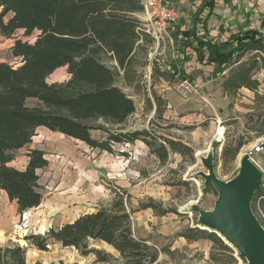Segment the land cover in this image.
<instances>
[{"label":"rangeland","instance_id":"obj_1","mask_svg":"<svg viewBox=\"0 0 264 264\" xmlns=\"http://www.w3.org/2000/svg\"><path fill=\"white\" fill-rule=\"evenodd\" d=\"M142 12L139 15L142 16ZM7 17L3 19L6 21ZM136 32L137 39L147 36L145 32ZM36 35L35 32L25 34L22 30H16L9 37L0 34V62L19 66L20 59L14 57L10 49L12 44L16 39L33 42ZM145 37L137 44L130 68L123 72L116 67L117 85L129 96L134 95L135 106L140 107V99H144L141 105L146 113L145 116L131 115L121 125V130H149L178 140L191 151H170L167 159L161 162L139 140L112 144L113 152L100 151L73 137L42 126L38 128L27 145L12 150L13 159L7 165L24 168L27 152L32 148L45 153L47 165L37 170L41 203L18 213L16 202L0 194V246L20 245L24 249L25 264H92L95 259L92 253L83 256L76 248L54 242L47 249L39 250L24 237L43 235L49 227L56 228L82 214L94 212L107 205L114 192L120 189L130 196L127 211L131 213L133 236L144 239L158 250V259L153 264L245 263L228 244L229 250H223L219 242L211 239L192 240L180 234L200 225L198 212L192 207L199 205L209 210L217 197L212 185L204 186L200 176V172H206L201 158L208 145L212 149V163L218 179H231L245 153H251L252 163L264 171V147L255 150L264 142V70L259 67L252 71L256 88L251 91L240 88L236 93H227L222 81L237 63L226 65L219 72L208 64H199L193 54L184 59L186 53L175 52L170 46L162 61H156L150 56L154 50ZM173 53L178 55V63H174ZM100 60L109 67L116 66V61L106 54L100 55ZM161 63L166 66L159 68ZM175 64L181 66L178 71L182 70L185 77L172 69ZM46 78L48 83L68 80L66 66L56 68ZM183 78L191 80L197 88L185 98L174 90ZM151 96L153 102L149 103ZM33 103L34 100H27V104ZM153 105L156 111L149 112ZM219 122L225 133L221 143L214 138ZM91 136L102 139L105 133L92 130ZM240 141L242 145L235 156L222 153V147L232 150ZM149 204L154 207H145ZM251 208L264 226V211L257 198L252 200ZM88 242L89 248L119 257L106 242L91 239ZM210 253L215 254V258Z\"/></svg>","mask_w":264,"mask_h":264},{"label":"trees","instance_id":"obj_2","mask_svg":"<svg viewBox=\"0 0 264 264\" xmlns=\"http://www.w3.org/2000/svg\"><path fill=\"white\" fill-rule=\"evenodd\" d=\"M212 3L203 0L201 6L211 7ZM142 11V0H0V34L9 37L16 30L37 33L33 42L16 39L12 44L10 49L20 59L19 66L0 62V190L16 202L18 213L41 203L37 170L47 165V159L42 150L32 148L23 169L7 164L13 159L12 150L27 145L41 126L100 151L113 152L112 144L141 140L161 162L170 151L187 149L149 130H121L135 106L116 83V67L126 72L132 64L139 23L133 14ZM201 27L204 30L203 24ZM172 41L177 51L191 47L199 61L206 60L218 68L237 62L223 81L229 91L255 83L250 79L258 62L254 51L264 55V37L251 29L234 38L233 48L220 52L208 39L201 38L194 25L174 31ZM102 54L116 61V66L103 63ZM245 55L247 59L241 61ZM261 61L264 64L263 58ZM63 66L69 79L48 83L46 77ZM29 99L34 100L32 105L27 104ZM92 130H103L105 136L94 138ZM241 145L240 141L232 150L224 146L222 153L235 156ZM124 191H115L112 200L94 212L24 239L39 250L54 242L76 248L83 256L92 253V264H153L158 250L133 236L131 213L127 211L130 196ZM260 192H254L253 202ZM260 204L264 211V200ZM145 207L153 208L154 204ZM180 236L211 239L229 250L214 232L198 227L188 228ZM90 239L106 242L119 257L89 248ZM0 264H25L24 249L20 245L0 246Z\"/></svg>","mask_w":264,"mask_h":264},{"label":"water","instance_id":"obj_3","mask_svg":"<svg viewBox=\"0 0 264 264\" xmlns=\"http://www.w3.org/2000/svg\"><path fill=\"white\" fill-rule=\"evenodd\" d=\"M264 142L255 147L259 150ZM201 158L206 172H200L204 186L208 183L215 189L217 197L213 206L205 210L199 205L192 208L198 212V227L217 236L235 249L244 264H264V226L251 208L254 192L261 186V172L245 153L239 159L237 173L229 180L218 179L212 163V149Z\"/></svg>","mask_w":264,"mask_h":264},{"label":"crops","instance_id":"obj_4","mask_svg":"<svg viewBox=\"0 0 264 264\" xmlns=\"http://www.w3.org/2000/svg\"><path fill=\"white\" fill-rule=\"evenodd\" d=\"M202 1L203 0H171L170 2L169 0L170 3H175V5L179 8V12H180V18L176 23V25L174 26V31L178 29L184 30L185 28H189L191 25H194L198 33L201 34V38L203 40L208 39L211 42V44H214V47L219 52L222 51L223 49L228 50L233 48L236 44L233 42L234 38H236L238 35H243L247 31H249V29L257 31L262 35V37H264V0H212L213 3L211 7H206V6L202 7L201 6ZM133 16H135L139 21L144 19L143 12H142V16L139 15V13H134ZM202 24L204 25V30L201 27ZM147 36L144 37L150 41L151 48L152 50H154L155 45L151 40V38L149 36L148 38ZM144 37L142 38L140 37L136 40L135 43L136 47L138 46L137 44L142 43L144 41ZM169 46L172 47V49H174L175 52L186 53V56H183L184 59L190 58L193 54L194 59H196V61L201 65L208 64L214 70H217L219 72L226 68V67L218 68L215 65L208 63L206 60L203 62L199 61L196 57L194 50L191 47L184 49V51H180V50L177 51L175 48V44L173 45V41L171 44L165 41V43H162L159 49H157V52L154 53V55H152L153 52L150 51L151 52L150 56L154 57L156 61L159 60L162 61V58L165 57L164 52ZM254 52L258 60L254 69L261 67L264 70V64L261 61V58L264 59V55L259 51H254ZM177 57H178L177 54L173 56L175 60L174 63H178ZM246 59L247 58L245 55L244 57H242L241 61H244ZM164 66L166 65L161 63L159 68H164ZM177 66H178L177 64L172 65V69L178 72L180 76H182L181 74H184V72H182V70L181 72H179L178 70H180L181 66H178L179 69ZM254 69H252L250 72L251 73L250 79H252L253 82H255L254 84H251V87H246L244 85H241L237 87L236 90L234 91L226 90L223 87V81L228 77L229 75L228 72V74L224 77V80L222 81V88L227 93L229 92L236 93V91L239 90L240 88H246L251 91L252 89L256 88L257 85V81L252 77L253 74L252 71ZM183 76L185 77V74ZM127 95L129 96V94ZM133 96L134 95L132 94L129 97L132 99ZM153 98H155L154 94H153ZM149 101H150L149 103L153 102L152 96L150 97ZM142 103H144V99L141 98L139 102L140 107L134 105L135 111L132 112L131 115H135V116H140L141 114H144V116L146 115V113L143 112V108L141 105ZM153 107L154 105L149 108L150 109L149 112H152L153 109L154 111H156L157 109L156 106L154 108ZM131 115L129 117H131ZM183 145L186 146L185 144ZM186 147L188 150L186 149L182 151L179 150L177 151L178 152L191 151V149H189L188 146ZM177 151H171V152H177ZM0 194L7 197L6 193L3 190H0Z\"/></svg>","mask_w":264,"mask_h":264},{"label":"built area","instance_id":"obj_5","mask_svg":"<svg viewBox=\"0 0 264 264\" xmlns=\"http://www.w3.org/2000/svg\"><path fill=\"white\" fill-rule=\"evenodd\" d=\"M143 5V15L144 19L140 20L136 31L145 32L153 41L155 48L152 53L157 52V49L162 43L167 41L169 44L172 43V33L174 31V26L180 18L179 8L175 3H170L168 0H142ZM142 38V37H141ZM174 90L182 96L183 98L189 96L191 93L197 91L196 86L186 78L178 81L174 87ZM218 128L215 131V141L221 143L224 138V127L221 123H218ZM160 143L165 144V142L159 139ZM261 172V194L257 196V202L264 200V171L259 169Z\"/></svg>","mask_w":264,"mask_h":264},{"label":"bare ground","instance_id":"obj_6","mask_svg":"<svg viewBox=\"0 0 264 264\" xmlns=\"http://www.w3.org/2000/svg\"><path fill=\"white\" fill-rule=\"evenodd\" d=\"M208 151H209V149H208V147H207V150L204 152V153H205V155H207Z\"/></svg>","mask_w":264,"mask_h":264}]
</instances>
